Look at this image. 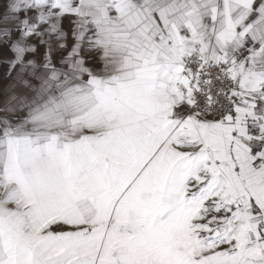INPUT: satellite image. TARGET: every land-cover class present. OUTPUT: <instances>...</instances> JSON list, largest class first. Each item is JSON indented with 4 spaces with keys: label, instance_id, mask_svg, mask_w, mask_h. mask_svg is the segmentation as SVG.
Segmentation results:
<instances>
[{
    "label": "snow or ice",
    "instance_id": "snow-or-ice-1",
    "mask_svg": "<svg viewBox=\"0 0 264 264\" xmlns=\"http://www.w3.org/2000/svg\"><path fill=\"white\" fill-rule=\"evenodd\" d=\"M0 264H264V0H0Z\"/></svg>",
    "mask_w": 264,
    "mask_h": 264
},
{
    "label": "crops",
    "instance_id": "crops-1",
    "mask_svg": "<svg viewBox=\"0 0 264 264\" xmlns=\"http://www.w3.org/2000/svg\"><path fill=\"white\" fill-rule=\"evenodd\" d=\"M0 71H2V69H0Z\"/></svg>",
    "mask_w": 264,
    "mask_h": 264
}]
</instances>
